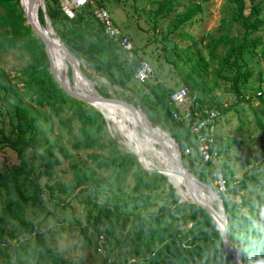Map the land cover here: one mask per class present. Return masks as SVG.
<instances>
[{"label": "trees", "instance_id": "trees-1", "mask_svg": "<svg viewBox=\"0 0 264 264\" xmlns=\"http://www.w3.org/2000/svg\"><path fill=\"white\" fill-rule=\"evenodd\" d=\"M228 1L234 4L235 10L226 22V31L217 38H211L206 45L210 58L219 61V74L228 67H236L231 87L239 103L248 101L241 92L240 83L247 79L241 61L247 50L258 48L261 36L256 34L264 31V15L261 1ZM178 4V0H163L156 14L167 16ZM46 6L56 32L70 50L116 83L128 82L133 72L127 75L125 61L118 53L113 51L105 59L100 57L107 46L103 38L86 45L78 28L71 30L66 27V22L83 19V10L88 5L76 10L72 19L62 11L60 0H46ZM199 10L200 4H193L182 15L179 24L191 19ZM39 18L45 25L41 9ZM234 24L238 28L236 34L232 35ZM98 25L103 32L102 26ZM218 49H223L224 53L219 54ZM12 50L24 53L27 66L17 78V85L21 83L22 86L6 88L13 108V121L9 132L5 126L0 129V146L15 150L18 162L10 164L6 161L8 159L3 161L0 188L9 192L15 189L24 202L39 210L49 206L52 212L57 209L75 212L76 206H81L75 223L81 225L79 218L86 221V225L79 229L83 244L88 247L94 244L95 247L96 233L104 234L107 254L116 263L238 264L226 247L217 223L204 208L180 202L179 195L166 176L146 170L136 156L120 151L116 143L103 134V117L100 123H94L88 114V111H98L72 98L57 84L49 70L44 44L26 24L20 0H0V53ZM261 59L264 61V50L261 51ZM187 61L192 62V67L182 81L191 96L200 99L199 92L209 90L204 79L209 62L201 51L192 52L189 49ZM152 93L155 100L148 107L157 109V105H160V111L171 122L170 135L180 144V140L184 141L189 136L186 127L172 118L173 108L169 103ZM26 97L41 107L49 108L63 125L77 123L78 131L75 140L70 141L71 148L76 152L85 151L86 157L73 154L59 136L50 141L38 118L24 104ZM220 111L223 115L227 109L222 107ZM64 114H68V117H63ZM256 115V124L264 133V119L257 112ZM217 138L216 134L215 141ZM240 143L239 138L224 137L219 152L228 156L229 149ZM30 150L40 152L38 166L32 163L28 154ZM65 162H68L67 168L64 167ZM184 163L197 178L211 184L216 191L212 182L213 169L207 168L209 178L203 174L205 170L202 165L209 163L199 158L192 163L196 168L187 161ZM220 167L231 180L233 170L229 164L221 163ZM67 173L70 178L66 179ZM129 177L134 180L129 192H115L118 183ZM254 185H260L264 190V162L220 197L227 215L229 242L245 264H264V208L257 198L244 194ZM4 214L17 223L22 233L35 232L40 257L50 253L51 264L78 263L72 255L56 250L54 235L49 234L50 238L45 236L47 230L42 221L36 218L25 220L15 212L12 204L8 205ZM2 221L3 218L0 223ZM3 241L7 240L0 236V242ZM132 259L136 261L131 262Z\"/></svg>", "mask_w": 264, "mask_h": 264}, {"label": "rangeland", "instance_id": "rangeland-1", "mask_svg": "<svg viewBox=\"0 0 264 264\" xmlns=\"http://www.w3.org/2000/svg\"><path fill=\"white\" fill-rule=\"evenodd\" d=\"M258 1L262 3L264 15V0ZM161 2L163 0H91L88 7L83 10L84 18L78 22H66V27L71 30L78 28L86 45L103 38L107 46L100 57L105 59L113 51L118 53L120 58L125 61L124 68L127 75L131 72L133 74L128 82L116 83L76 53L82 62L79 70L93 82L101 95L124 100L140 107L152 124L162 130V135L171 138L169 133L171 122L160 111V105H157V109L148 107V104L155 100L152 92L169 103L171 92L177 88L185 87L182 79L192 67V62L187 61V50L201 51L209 62L208 71L204 74L209 90L200 91V99L190 96L192 99L189 107L194 106L197 109L216 108L218 110L223 107L227 109V112L222 115L218 122V138L214 143L215 147L220 149L224 137L231 136L242 141V143L235 144L229 149L228 156L221 154L219 160V165L228 163L229 168H232L231 180L240 182L247 174L253 173L254 167L264 162V133L255 121L256 112L264 119V61L261 59V51L264 50V31L256 34L261 36L258 48L254 51L247 50L241 61L244 64L242 69L245 70V77L247 78L240 83L241 92L248 101L238 103L231 87L232 79L236 74V67H228L219 74V61L216 58H210L209 49L206 45L211 38H217L225 33L226 22L235 10L234 4L228 0H178L179 4L174 7L171 14L158 16L156 11ZM195 3L200 4V10L191 19L180 25L179 20L182 15ZM100 7L106 8L111 13L115 23L131 38L134 46L132 53L126 52L121 45L108 36V38L104 36L105 34L101 31L99 22L94 15V11ZM177 24L179 26L175 28ZM43 26L46 27V25ZM237 28L238 26L234 24L231 30L232 35L236 34ZM53 30L55 31V28ZM217 52L222 55L224 50L218 49ZM23 54L20 50L0 53V129L5 126L7 132L12 127L13 108L10 95L7 96L6 88L22 86L21 83L17 85L16 82L27 66V57ZM141 60H147L153 68L152 75L145 82H139L134 77ZM66 64L68 66V78L72 79L70 82L78 88L75 81L77 73L72 70L71 64L67 61ZM24 104L38 118L41 127L47 131V138L50 141L59 136L73 154L86 157L85 151L76 152L71 148L70 141L75 140L78 131L77 123L72 122L69 126L63 125L49 108L37 105L29 97L24 99ZM130 112L135 117L134 113ZM88 114L94 123H100L102 116L105 121L103 134L111 138L120 151L132 154L139 159L136 154L129 151L121 143V134L106 121L107 119L105 120L99 111L98 113L88 111ZM63 117L67 118L68 114H64ZM140 121L143 123L142 125H148L144 118L141 117ZM188 139L189 137L184 141L180 140V144L174 139L173 146L175 148L178 146L181 150ZM28 154L32 163L38 166L40 152L30 150ZM195 156L184 157V162L187 161L193 168H196L192 164L197 162L198 158ZM5 160L10 164H16L18 162L17 152L9 146H0V167ZM67 166L68 162H65L64 167L67 168ZM202 166L205 170L203 173L205 176H203L209 178L207 168L214 169L213 166L210 167V164ZM193 176L199 180L194 174ZM259 176L262 175L259 174ZM65 177L66 179L70 178L68 173ZM133 184L132 177L124 181L121 180L115 192L127 194ZM207 185L211 187V184ZM11 190L9 192L5 188H0V219L3 218L0 223V236L7 240L3 241L4 243L0 242V264H51L52 261L50 253L40 257L35 232L31 234L22 233L17 223L9 216H5L4 210L9 204H12L15 212L19 213L25 220L36 218L38 221H42L45 230H47L44 233L45 236L50 238L49 234L54 235L56 250L66 255H72L78 261L77 264H107L105 259L96 252L94 244L91 247L83 244L79 229L86 225V221L84 218H79L81 225L75 223L76 218L81 213V206H76L75 212L70 209H57L52 212L49 206L39 210L24 202L15 189ZM244 194L257 198L264 208V190L261 189L260 185L249 187ZM13 236L14 239H12ZM133 261L136 260L132 259L131 262Z\"/></svg>", "mask_w": 264, "mask_h": 264}, {"label": "built area", "instance_id": "built-area-1", "mask_svg": "<svg viewBox=\"0 0 264 264\" xmlns=\"http://www.w3.org/2000/svg\"><path fill=\"white\" fill-rule=\"evenodd\" d=\"M90 3L91 0H60L62 11L71 19L75 17L76 10ZM94 15L106 36L121 45L126 52H133L134 46L131 38L115 23L111 13L106 8H97ZM152 73L151 64L147 60H141L134 77L139 82H145ZM190 96L186 87H180L172 91L169 97V105L173 108L172 118L181 122L189 134L188 142L181 153L184 156L196 155L202 162L213 166V185L219 195H225L229 188L238 181L230 180L219 165L221 154L214 142L218 122L222 117L221 111L216 108H190L189 104L192 99ZM95 250L105 259L107 264H121L116 263L111 256H108L104 234L96 233Z\"/></svg>", "mask_w": 264, "mask_h": 264}, {"label": "bare ground", "instance_id": "bare-ground-1", "mask_svg": "<svg viewBox=\"0 0 264 264\" xmlns=\"http://www.w3.org/2000/svg\"><path fill=\"white\" fill-rule=\"evenodd\" d=\"M22 8L27 7L26 1H21ZM41 8V0L37 1V4L33 7L32 10V24L38 26L41 29L42 34H47V38L53 46L55 52V61L54 67L64 82L68 83L71 87L81 90V92L86 94L94 95L95 92L92 87L87 83L79 68H74V65L80 66L82 63L79 59V56L70 50L65 44H62L58 39L57 34L53 30L51 23L49 22L44 27L41 21L38 18V12ZM27 13V12H26ZM30 21V20H28ZM66 61L71 64L72 70L77 73L75 75V81L78 86L76 88L70 82L68 78V66ZM75 85V84H74ZM96 107L100 108L107 121L115 127V130L121 134V143L132 153L136 154L142 163L145 166L154 168L162 167L167 168V175L169 180L172 183H178L180 187L178 188L179 193L182 194L183 198L193 199L191 192L183 183L184 178L181 176V173L178 171L177 167L171 165V163L166 159L165 153L161 148V142L156 139L150 133H147L145 130L148 129V125H142L143 123L137 120L131 115V112L126 107H123L117 103L111 102L107 103H93ZM159 134H163L162 130L156 128ZM158 164V165H157ZM192 184L195 189L203 196L204 200L209 203L217 212L218 216L216 217L218 225H221L222 212L220 210L217 197L211 187L200 180L191 177ZM176 186V185H175Z\"/></svg>", "mask_w": 264, "mask_h": 264}, {"label": "water", "instance_id": "water-1", "mask_svg": "<svg viewBox=\"0 0 264 264\" xmlns=\"http://www.w3.org/2000/svg\"><path fill=\"white\" fill-rule=\"evenodd\" d=\"M21 1H23V0H20V5H21ZM24 1L27 2V7L22 8V6H21V8L23 9V12H24L26 24L31 26L32 30L35 32L37 37L40 38V40L43 42L44 47H45V51H46V54H47V57H48V60L50 63L49 70H50V73L52 74L54 80L57 82V84L72 98L83 101V102L89 104L90 106H92L93 108H95L96 110H98L104 116L105 120H106V117H105V114L103 113V111L100 108L96 107L95 104H93V103L97 102V103L109 104L111 102H114V103H117L123 107H126L130 111H132L137 120L140 121L141 117L144 118V120L148 124V129H146L145 131L147 133H150L151 135H153L156 139H158L161 142V148L163 149V152L165 153L166 159L171 163V165H174L175 167H177L178 171L181 173V176H183V178H184L183 183L191 192L193 199L191 200V199H187V198L182 197V194L179 193V191H178V188L180 187V185L178 183H176V184L172 183L168 178L167 170H169V169L162 168V167L161 168H158V167L151 168V167L145 166L142 163V161L137 158L139 163L143 166V168H145L146 170H148L150 172H157V173H160V174L166 176L168 179V182L173 186L176 193L179 195L180 202L192 203V204H196V205L204 208L210 214V216L215 220V222L217 223V229L221 232V236L223 238V241H224L226 247L234 255L237 263L238 264H245L243 262L242 258L240 257V255L237 253V251L234 249V247L231 245V243L228 240V236H227L228 220H227V215L225 212V208H224V204H223L222 199L219 197V194L211 186V189L213 190L215 195L218 197L219 207H220V210L222 212V218H221L222 227H221L218 225V222L216 219V217L218 216V212L209 203H207L204 200L203 196L195 189L194 185L192 184V180H191L192 178L191 177H193V174L186 167V165L184 163V159L182 157L181 150L178 148V146H177V148H175L173 146V144H174L173 142H175L174 139L172 137L166 138L162 134H159L157 131H155V129L157 127H155L154 124H152V122L146 116L145 112L140 107L135 106L134 104H131V103L124 101V100L105 97V96L101 95L99 93V91L96 89L93 82L87 76H85L83 73H82L83 77L85 78L87 83L94 90V92H95L94 95H91V94L89 95V94L83 93V92L71 87L68 83L64 82L63 80H61V78L59 77V75H58V73L54 67L55 52L53 50V46L51 45V42L49 41V39L46 36L47 34L46 35L42 34L41 29L38 26L32 24V10H33V7L37 4L38 0H24ZM40 9L43 12L45 25L48 24L49 22H51V24H52L51 18L49 16V13L47 10L45 0H41V8ZM28 20H30V21H28ZM41 23H42V21H41ZM42 25H44V24L42 23ZM52 26H53V24H52ZM53 28H54V26H53ZM57 36H58V39L60 40V42L62 44H64V42L61 40L58 33H57ZM73 67L79 68V66L77 64L74 65ZM80 72H81V70H80Z\"/></svg>", "mask_w": 264, "mask_h": 264}]
</instances>
